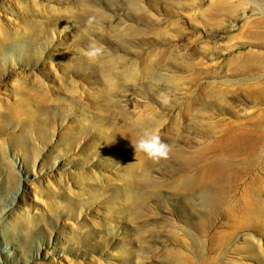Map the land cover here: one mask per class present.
<instances>
[{
    "label": "rangeland",
    "instance_id": "1",
    "mask_svg": "<svg viewBox=\"0 0 264 264\" xmlns=\"http://www.w3.org/2000/svg\"><path fill=\"white\" fill-rule=\"evenodd\" d=\"M0 264H264V0H0Z\"/></svg>",
    "mask_w": 264,
    "mask_h": 264
},
{
    "label": "clouds",
    "instance_id": "2",
    "mask_svg": "<svg viewBox=\"0 0 264 264\" xmlns=\"http://www.w3.org/2000/svg\"><path fill=\"white\" fill-rule=\"evenodd\" d=\"M91 22V21H90ZM103 48L95 43L88 45L84 55L89 59H95L103 54ZM161 103L167 105L171 102L168 92L160 93ZM135 152H142L153 161L167 159L172 151V145L162 140L159 132L152 128H145L135 143H131Z\"/></svg>",
    "mask_w": 264,
    "mask_h": 264
}]
</instances>
